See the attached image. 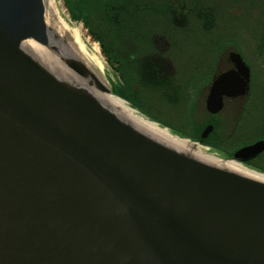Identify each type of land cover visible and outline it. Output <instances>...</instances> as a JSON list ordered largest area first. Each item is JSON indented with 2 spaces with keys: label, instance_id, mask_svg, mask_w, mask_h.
<instances>
[{
  "label": "water",
  "instance_id": "1",
  "mask_svg": "<svg viewBox=\"0 0 264 264\" xmlns=\"http://www.w3.org/2000/svg\"><path fill=\"white\" fill-rule=\"evenodd\" d=\"M46 10L0 0V264H264V183L178 152L102 104L92 90L118 96L52 33ZM29 41L75 79L28 53Z\"/></svg>",
  "mask_w": 264,
  "mask_h": 264
},
{
  "label": "flooded vegetation",
  "instance_id": "2",
  "mask_svg": "<svg viewBox=\"0 0 264 264\" xmlns=\"http://www.w3.org/2000/svg\"><path fill=\"white\" fill-rule=\"evenodd\" d=\"M241 44L212 41L197 47L201 51L183 62L178 73L169 59H161L169 70L172 89L179 93L175 107L180 106L182 112L189 114L190 133L199 138L197 142L205 141L210 149L227 159H233L244 148L264 143V74L259 70L262 51L258 43H252L257 57L251 56L241 50ZM232 54L241 57L248 73ZM159 77L163 79L164 73ZM208 127L212 130L203 138ZM237 163L247 168H264V149Z\"/></svg>",
  "mask_w": 264,
  "mask_h": 264
},
{
  "label": "trees",
  "instance_id": "3",
  "mask_svg": "<svg viewBox=\"0 0 264 264\" xmlns=\"http://www.w3.org/2000/svg\"><path fill=\"white\" fill-rule=\"evenodd\" d=\"M234 1L238 2V0ZM247 1L251 7L257 8L262 7V2H264V0ZM64 2L71 19L85 25L89 35L100 44L103 53L110 59L111 65L114 66L116 63L124 81H127L124 73H126L127 68H130L131 77L142 88L148 90L149 99L147 98L148 100L143 103L137 102L129 95L127 85L119 86L116 94L133 104L135 108L151 120L169 127L183 138L199 140V138L193 137L186 128L174 124L177 122L173 123L170 119L159 115L158 105L165 103L170 107H175L180 100V98L178 99L179 93L171 87L172 79L169 70L165 61L161 60L164 57L159 53L147 57L146 55L143 56L145 47L143 44L140 45L138 41L144 37V33L141 30L134 32L133 26L142 24L148 17L161 18L164 22L174 26L184 25L183 18L191 15V12H195L198 18L202 19V26L207 29L214 26L212 23L215 21V16L204 14L203 8H200L199 12L193 11L195 10L193 0L192 4L190 0H178L177 2L175 0H64ZM138 20H141V22L134 24ZM139 36L140 39H138ZM260 39L264 41V33L260 36ZM152 42L154 43L155 40ZM138 49H141V52ZM261 50H264V46H261ZM113 54L117 57L116 62L112 61ZM162 73H164L163 79L159 77V74ZM159 91L161 96L157 94ZM174 119L178 120L177 117ZM187 123L188 121H186ZM199 143L208 146L203 140H200ZM253 169L264 173V168L255 167Z\"/></svg>",
  "mask_w": 264,
  "mask_h": 264
},
{
  "label": "rangeland",
  "instance_id": "4",
  "mask_svg": "<svg viewBox=\"0 0 264 264\" xmlns=\"http://www.w3.org/2000/svg\"><path fill=\"white\" fill-rule=\"evenodd\" d=\"M175 1L177 2L178 0ZM194 1L195 0H193V2ZM200 1H203L205 3L203 4ZM200 1L194 2L195 5L193 4V6L195 7V10L193 11L199 12L200 8H203L204 14L207 13L215 16V21H213L212 23L214 26L211 27L209 25L210 27L207 29L202 26V19H199L195 12H191V15L183 18L184 25L174 26L164 22L163 20H161V18L158 19L148 17V19L143 21L142 24L133 26L134 32L136 30H141L142 33H144V37L142 39H140V36L138 38L140 39L138 41L140 45L143 44V46L145 47L143 56L146 55L147 57L152 54L159 53L162 57L169 59V61L172 62L174 72L178 73L179 68L180 70L183 68L181 66L183 62L192 58L193 55H196L195 52L197 50L201 51V49L197 47H202L208 42L234 41L240 44L242 43L241 50L249 53L251 56L256 55V53L253 52L254 49L252 48V43H258L260 45L259 50L262 51L259 56V70L264 74V50H261V46H264V41L260 39V36L264 33V2H262V7L257 8L251 7L248 4L249 2L247 0H238V2H235L234 0ZM190 3L192 4V0H190ZM54 6L58 8L63 18L66 19L71 24V26H75L79 29L88 50L90 52L93 51L97 54L105 68L104 76L110 87L112 88L114 94L118 96L116 94L117 88L121 85H127L130 96H132L137 102H146L145 100L149 99V94H147L148 90L142 88V86H140L138 82L130 76V68H127L126 73H124V77L127 80L124 81L122 74L119 72L118 67L116 66V63L114 64V66L111 65L110 59H108V57L103 53L100 44L93 40V38L89 35V31L87 30L85 25L82 22H76L71 19L68 9L65 6L64 0H55ZM140 22L141 20H138L135 21L134 24H138ZM154 40L155 44L152 42ZM138 51L141 52V49H138ZM199 54L200 53H197V56H199ZM112 56V61L116 62V55L113 54ZM255 57H257V55ZM157 94L159 95L161 94V92L159 91L157 92ZM125 101L132 109L136 110L139 115L155 122L154 120H151L149 117L142 114L137 108L133 106V104H131L127 100ZM158 103L160 102L158 101ZM158 111L159 115H162V117L164 118L170 119V121L173 123L177 122L174 124L182 128H186V130L190 133L188 123L186 124V121H189V114L188 112H182L183 108H181L180 106H177V108L170 107L165 103H160L158 105ZM176 117L178 118V120L174 119ZM159 126L170 130L173 134L181 137L182 139H188L191 142L196 143L197 145L207 147L203 144H199V142L193 139L183 138L176 132L172 131L169 127L163 126L161 124H159ZM207 152L219 158L225 159L216 150L212 149Z\"/></svg>",
  "mask_w": 264,
  "mask_h": 264
},
{
  "label": "bare ground",
  "instance_id": "5",
  "mask_svg": "<svg viewBox=\"0 0 264 264\" xmlns=\"http://www.w3.org/2000/svg\"><path fill=\"white\" fill-rule=\"evenodd\" d=\"M45 4L47 7V20L50 27L53 29L52 33L55 32L58 34L59 38H62L63 36L69 38L76 48L79 58L83 59L88 67L94 71V73L101 78L105 84H109L104 76L105 68L103 63L95 52H90L88 50L79 29L75 26H71V24L63 18L58 8L54 6L55 0H45ZM24 49L28 53L33 54L44 66L56 75L72 80L75 79L74 75L67 71L57 58L35 42H26L24 44ZM81 84L86 85L83 82H81ZM92 91L102 104L109 107L118 116L130 123L134 128L158 142L207 164L227 169L247 178L264 183V175L258 173L257 171L246 168L233 161L222 160L221 158L208 153L207 149L203 148L201 145L193 144L187 139H182L181 137L173 134L170 130L162 128L155 122L139 115L136 110L132 109L124 100L118 97L104 95L94 90Z\"/></svg>",
  "mask_w": 264,
  "mask_h": 264
}]
</instances>
